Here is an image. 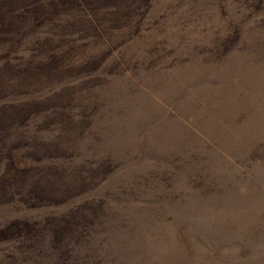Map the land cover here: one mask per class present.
I'll return each mask as SVG.
<instances>
[{
  "label": "rangeland",
  "instance_id": "1",
  "mask_svg": "<svg viewBox=\"0 0 264 264\" xmlns=\"http://www.w3.org/2000/svg\"><path fill=\"white\" fill-rule=\"evenodd\" d=\"M0 264H264V0H0Z\"/></svg>",
  "mask_w": 264,
  "mask_h": 264
}]
</instances>
